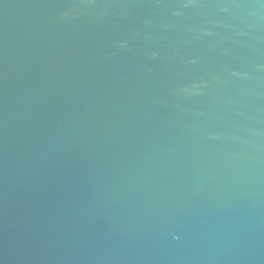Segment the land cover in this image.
<instances>
[{"label": "water", "instance_id": "obj_1", "mask_svg": "<svg viewBox=\"0 0 264 264\" xmlns=\"http://www.w3.org/2000/svg\"><path fill=\"white\" fill-rule=\"evenodd\" d=\"M0 264H264V0H0Z\"/></svg>", "mask_w": 264, "mask_h": 264}]
</instances>
